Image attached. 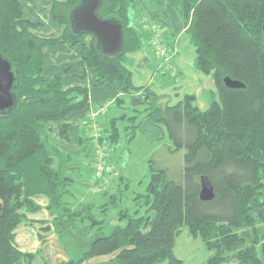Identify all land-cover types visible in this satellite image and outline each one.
I'll return each mask as SVG.
<instances>
[{"label": "trees", "instance_id": "1", "mask_svg": "<svg viewBox=\"0 0 264 264\" xmlns=\"http://www.w3.org/2000/svg\"><path fill=\"white\" fill-rule=\"evenodd\" d=\"M52 1L51 26L62 32L42 38L36 33L42 25L24 18L22 0H0V55L12 66L17 99L11 113L0 114V264H33L35 255L20 251L15 238L27 213L40 210L35 203L39 197L50 201L48 210L58 216L59 225L80 234L72 227L80 220L88 228L79 235V256L67 264L113 255L108 264H181L173 248L184 226L211 253L208 264H264V0H163L182 17L196 51L194 67L212 79L215 96L206 111L197 106L195 95H185L174 107L149 106L146 119L165 128L168 151L186 150L183 182L171 181L151 163L148 190L136 198L147 209L145 217L136 219L121 210L119 217L127 223L122 228L102 222L95 205L72 212L65 201L79 161L63 152L60 142L76 143L90 166L101 147L109 156L108 167H116L112 158L120 131L112 122L116 120L104 130L98 120L104 112L96 119L98 138L89 137L88 88H68L61 77H47L45 50L80 48V64L94 72L96 85L108 90L117 86L133 106L149 105L153 95L133 85L127 60L141 52L150 37L131 23L138 0H101L99 16L123 25L121 54L104 57L93 37L88 46L83 40L88 35L71 32L69 13L81 0ZM227 78L244 88L227 87ZM121 99L115 101L119 107L125 103ZM136 120L129 119L128 143L141 128L134 126ZM202 177L213 186L212 201L200 200ZM116 179L109 180L105 192H94L110 202L101 213L119 207L122 185L110 195Z\"/></svg>", "mask_w": 264, "mask_h": 264}, {"label": "rangeland", "instance_id": "2", "mask_svg": "<svg viewBox=\"0 0 264 264\" xmlns=\"http://www.w3.org/2000/svg\"><path fill=\"white\" fill-rule=\"evenodd\" d=\"M143 1L147 3L146 0H138V8L130 12L131 23L134 24L132 19L133 15L136 17V15L139 16L142 14L140 15L141 18L138 19L139 23L136 25L141 34L150 37V41L147 40L148 44L145 42L141 52L135 54V56L130 55L128 57L127 67L132 73L133 85L135 87L147 88L150 94L153 95L152 98L149 96L150 104L133 106L130 97L125 96L121 99L125 103L119 107L115 102L118 97L114 100V97L118 93V90L115 88H113V90H108L107 88L102 90L95 89L91 90L90 94V98L97 99V101L102 100V104L98 105V107L105 106L110 102L112 104L114 103L112 108H110L109 111L107 109L106 112L108 111L109 122L116 120L112 122L117 124V129L120 131V140L117 144V154L115 156L118 162L117 172L119 173L118 175H123L128 184V186L123 189V193L118 194V208L110 207L106 213L98 211L96 214L98 216L101 214V221L105 222L106 225L110 227L122 228V226L125 227V225H127L126 221L121 220L119 217L121 210H129L128 215L136 217V219L145 217L147 209L143 204L139 205L138 202H136V198L139 195L143 196L148 190L151 180V163L156 168L165 170L171 181L178 183L183 182L182 170L185 166L186 150L182 149L175 153L168 151L171 143L166 133L164 134L165 128L152 126L146 119L149 106L151 105L154 108H165L166 106L174 107L183 100L185 95H195L197 98V106L201 111H206L212 105L215 96V87L212 79L201 75L194 67L196 51L195 47L189 42L187 35H185L186 31L181 35L179 34L184 28V23L175 6L168 7L170 5H165L163 9L160 8L158 14H154L153 16L141 10ZM52 2V0H22L24 18L33 23L42 25L36 32L40 37H54V31L52 30L56 28L51 26L52 20L50 16ZM134 6L137 7V4ZM146 7L147 9H151L149 5ZM170 8L173 9L171 14ZM163 10H166L168 13V19L167 16H165V12L163 13ZM143 15L145 18H143ZM166 21H168V28L175 36L173 44L177 47V54H179L178 60L175 61L174 57L173 61L170 63L172 68L176 71L174 76L171 71L164 70V63H159L155 52H153V35L157 36V34L164 30ZM83 40L84 43L85 40L87 41L88 46L92 45L90 36L85 37ZM58 47L59 46L45 50V59L47 63L46 74L49 76L52 75L53 77H61L66 87L75 85L82 87L87 86L89 89L91 87L93 88L96 85L94 72L90 68H83L81 66L79 47L71 63L63 68L53 70L54 68L52 66L57 63L53 54ZM145 56H147L146 60L156 63L159 71L156 69L152 71L150 67L144 66L145 62L139 63V60ZM179 70L182 73V78ZM67 73L70 74L65 78ZM135 103L138 104V102ZM125 116L126 119H124ZM133 117H137L134 126L141 125V128L137 129L134 139L128 143L126 138L131 131L126 132V130L131 128L132 125L129 119L132 120ZM107 127L109 126L107 125L106 128ZM110 164H112V162ZM92 172L94 174V171ZM39 202L41 201L39 200ZM21 230L22 233L23 231L29 233V240L31 239V234L34 235L35 232H38L36 227L31 230L30 227L24 229L22 226L19 232ZM74 233L75 232H73V234ZM65 234L69 233L65 231ZM21 237V235L18 236L16 241L18 242ZM68 242L70 243L71 240L68 239ZM173 256L180 261L181 264H208L211 253L205 247L202 240L194 237L190 233L189 228L184 226L180 229V234L176 238ZM160 264L171 263L165 261Z\"/></svg>", "mask_w": 264, "mask_h": 264}, {"label": "crops", "instance_id": "3", "mask_svg": "<svg viewBox=\"0 0 264 264\" xmlns=\"http://www.w3.org/2000/svg\"><path fill=\"white\" fill-rule=\"evenodd\" d=\"M57 1H62V0H57ZM146 1L147 3H145L144 1L142 2L141 10L153 16L154 14H158V11L160 10V8L163 9V7H165L166 5L163 0H146ZM147 5L151 6V9H147L146 7ZM138 6L139 5H137V7H132L131 11H134L136 8H138ZM168 7H171V6H168ZM172 10L173 9L170 8V14ZM164 12H165V16H167V19H168L169 18L168 13L166 12V10H163V13ZM140 15L139 16L136 15V17L135 15L132 16V19L135 25L139 23L138 19L141 18ZM143 18H145L144 15H143ZM167 22L168 21H166V25H165L166 28L164 27V30H163L164 35H166V41L169 44H173V42L175 41V36L172 34L170 29L168 28ZM52 31H54V37L57 35H60L62 32L61 29L59 30L53 29ZM183 33H185L184 28L179 34L181 35ZM42 38H45V37H42ZM50 38H53V37H50ZM76 52H77V49L71 50L63 45L59 46L56 52H54L53 54V57L57 60V63H55L52 66L54 68L53 70L63 68L64 66L71 63L72 62L71 60H73ZM146 57L147 56H145L142 59L140 58L141 60H139V63L145 62L144 66L150 67L152 71H154L155 69L157 70L156 63L146 60L147 59ZM178 57H179V54H177V56L174 58L175 61L178 60ZM179 73L182 78V73L180 70H179ZM69 74L70 73H67L65 75V78H67ZM45 75L47 77H50V76L53 77L52 75L49 76L46 73ZM96 82H97V78L95 76V83ZM63 84L66 87V84L65 83ZM67 87L72 88V87H75V85L67 86ZM83 87L88 88L87 86H83ZM95 89L102 90V89H105V87L100 86V85H97V86L95 85L93 88L92 87L90 89L88 88L89 103H90V110L88 114L92 112H96L98 108L100 107V106L98 107V105L102 104V100L97 101V99L90 98L91 90H95ZM116 89L118 90L119 88L116 86ZM117 97L119 98L123 96L121 93L120 94L118 93L114 97L115 99L114 98L113 99L116 100ZM113 104L111 102L107 103V105L109 106V108H107L108 111L110 110V108H112ZM102 108L104 112H106L107 109L105 108V106H102ZM108 111L104 115L98 117V120L101 122L102 127L104 129L107 125L109 126L111 122V121L109 122V119H108V114H107ZM60 144H61L60 147L63 152L65 151L66 153L72 155L75 161L77 160L79 161L77 162L78 165H76L75 167L78 169V171L76 172V174L73 175L74 184L69 189L70 194H68V196H66V199H65V201L68 203L67 204L68 207L71 209L72 212L76 211L78 208H80L83 205H95L97 207L96 210H100V211L102 207L104 206L107 207L108 204L110 203L108 201V198L102 195H97L94 192H92L90 189V184L92 180L94 179V175L92 172V168L90 164L88 163L89 161L86 160L83 156H81L82 153H81L80 147L74 142L73 143L60 142ZM114 154L116 156L117 147H116V153ZM115 156L112 158V162H115L116 167H118L117 158H115ZM121 178L124 179L123 175L117 176V179H121ZM118 183L121 184L122 187L125 189V184H127L125 179L123 183H120L118 180H115L110 186V190H111V192L109 190L110 195H113L116 192V190H118ZM118 194H121V191ZM39 200L41 202H39ZM35 203L40 207V210L37 212H33V213H27L26 215L27 220L23 222L16 230L15 241L18 239V236L20 235L22 236L18 242L16 241L20 251L27 253V254L35 255V260L33 264H67L70 262L72 258L75 259L76 257H78L79 252L81 250V246H80L81 239L79 235L87 232V229H88L87 226L83 225V223H81V221L78 220V223L73 224L72 227H77L78 231H80L81 233L78 234L74 230H68L64 226L59 225L56 220L58 219V216L48 210L50 201L47 198L45 197L36 198ZM99 217L101 218V214L99 215ZM22 226L24 227V229L30 227L31 230H33L34 227H36L38 232H35L34 235L31 234V239L29 240L30 235L28 232L23 231L22 233V230L19 232V229ZM65 231H67L69 234H65ZM73 232L76 233L77 237L74 236L75 233L73 234ZM68 239L71 240L70 243L68 242ZM114 257L115 255L95 258V259L85 262L84 264H108Z\"/></svg>", "mask_w": 264, "mask_h": 264}, {"label": "water", "instance_id": "4", "mask_svg": "<svg viewBox=\"0 0 264 264\" xmlns=\"http://www.w3.org/2000/svg\"><path fill=\"white\" fill-rule=\"evenodd\" d=\"M101 6V0H81L69 13V26L74 35L93 37L102 56L115 57L123 50V25L114 18L102 19L99 16ZM262 34L264 39V24ZM14 84L12 66L0 55V114H9L16 107ZM225 84L231 89L244 88L242 84L228 78L225 79ZM200 183V200L212 201L214 189L209 178L202 177Z\"/></svg>", "mask_w": 264, "mask_h": 264}, {"label": "built area", "instance_id": "5", "mask_svg": "<svg viewBox=\"0 0 264 264\" xmlns=\"http://www.w3.org/2000/svg\"><path fill=\"white\" fill-rule=\"evenodd\" d=\"M154 39L152 41L153 49L156 54V58L159 62L164 63V70L171 71L174 76L176 71L172 68L171 62L173 58L177 55V47L172 44L170 45L166 41V35H164V31L162 30L157 36L153 35ZM170 46V47H169ZM109 106L105 105L107 109ZM104 113L103 108L101 107L96 112H92L89 116V122L91 124V128L89 130V137L91 139H97L101 128L97 125L96 119L99 115ZM108 154L101 147L98 148L95 152L93 160L91 162L92 171H94V179L90 184V189L93 192H97L99 190L105 192L107 190V186L110 179H115L118 176V172L115 166L108 167L107 165ZM102 182H104L102 184Z\"/></svg>", "mask_w": 264, "mask_h": 264}]
</instances>
